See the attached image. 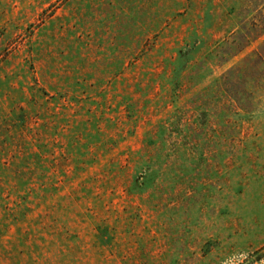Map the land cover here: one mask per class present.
<instances>
[{"label": "rangeland", "instance_id": "rangeland-1", "mask_svg": "<svg viewBox=\"0 0 264 264\" xmlns=\"http://www.w3.org/2000/svg\"><path fill=\"white\" fill-rule=\"evenodd\" d=\"M0 264H264V0H0Z\"/></svg>", "mask_w": 264, "mask_h": 264}]
</instances>
